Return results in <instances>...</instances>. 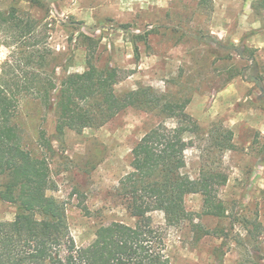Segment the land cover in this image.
I'll return each instance as SVG.
<instances>
[{"label": "rangeland", "instance_id": "obj_1", "mask_svg": "<svg viewBox=\"0 0 264 264\" xmlns=\"http://www.w3.org/2000/svg\"><path fill=\"white\" fill-rule=\"evenodd\" d=\"M45 1L49 13L29 0H0V7L17 5L48 22L50 68L83 72V34L93 37L94 62L119 71L118 94L149 87L167 99H189L186 111L203 131L186 132L188 175L199 177L203 161L220 158L228 177L219 188L226 216L204 214L200 193L185 199L194 220L170 225L163 211L150 213L164 231L171 264H264V8L257 0ZM9 55L0 43V70ZM160 121L130 107L101 127L60 134L52 111L31 96L21 100L14 122L25 147L48 158L57 184L48 193L66 204L79 246L112 221L135 224L116 189L131 169L132 149ZM216 124L234 134L232 148L217 155L209 150V130ZM42 131L52 151L42 144ZM16 213L15 205L0 199V220Z\"/></svg>", "mask_w": 264, "mask_h": 264}, {"label": "trees", "instance_id": "obj_2", "mask_svg": "<svg viewBox=\"0 0 264 264\" xmlns=\"http://www.w3.org/2000/svg\"><path fill=\"white\" fill-rule=\"evenodd\" d=\"M29 1L49 13L47 1ZM257 6L264 8V0H257ZM46 25L44 19L17 5L0 7V43L10 48L0 70V199L17 207L14 219L0 220V264H171L164 231L152 223L150 213L163 211L170 225L194 220L185 199L188 194L200 193L204 214L226 216L228 209L219 188L228 177L220 158L203 161L199 177L188 175L184 169L191 144L186 132L203 131L186 111L189 99H167L149 87L118 94L117 67L94 62L97 42L87 34H83L87 68L57 73L56 67L50 68ZM231 48L236 49L235 45ZM26 96L39 100L55 114L60 134L66 129L82 132L101 127L130 107L163 118L132 149L131 169L116 189L136 218L135 224L112 221L103 225L89 244H77L66 204L48 193L57 188L48 158L35 157L25 147L14 122ZM209 133V150L215 155L232 148L231 129L216 124ZM40 137L52 151L45 132Z\"/></svg>", "mask_w": 264, "mask_h": 264}]
</instances>
